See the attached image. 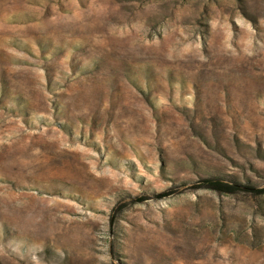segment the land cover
<instances>
[{"label": "rangeland", "instance_id": "rangeland-1", "mask_svg": "<svg viewBox=\"0 0 264 264\" xmlns=\"http://www.w3.org/2000/svg\"><path fill=\"white\" fill-rule=\"evenodd\" d=\"M210 176L264 190V0H0V264H264V194L129 203Z\"/></svg>", "mask_w": 264, "mask_h": 264}, {"label": "trees", "instance_id": "trees-1", "mask_svg": "<svg viewBox=\"0 0 264 264\" xmlns=\"http://www.w3.org/2000/svg\"><path fill=\"white\" fill-rule=\"evenodd\" d=\"M198 191V190H207L211 192H215L218 194L235 195V194H245L251 196H261L264 194V190L258 189L254 185L250 184H241L236 180H225L224 177L221 176H210L203 177L194 182H189L187 184H179L177 186H170L167 189L159 192V193H151L146 194L140 197H135L129 203H144L147 200L154 199L155 201L163 200L169 197H174L180 195L186 191ZM125 205L118 204L115 208L113 214L111 216V222L115 221V216L118 214L119 210L121 211ZM118 211V212H117Z\"/></svg>", "mask_w": 264, "mask_h": 264}]
</instances>
